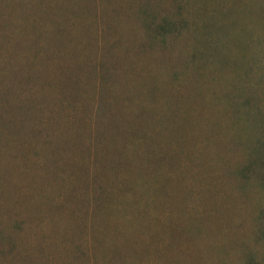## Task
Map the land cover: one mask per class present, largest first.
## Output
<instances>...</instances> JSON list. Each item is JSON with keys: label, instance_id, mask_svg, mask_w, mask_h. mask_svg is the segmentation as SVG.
I'll list each match as a JSON object with an SVG mask.
<instances>
[{"label": "rangeland", "instance_id": "1", "mask_svg": "<svg viewBox=\"0 0 264 264\" xmlns=\"http://www.w3.org/2000/svg\"><path fill=\"white\" fill-rule=\"evenodd\" d=\"M0 264H264V0H0Z\"/></svg>", "mask_w": 264, "mask_h": 264}]
</instances>
